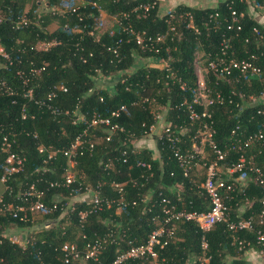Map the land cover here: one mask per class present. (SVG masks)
<instances>
[{
	"label": "trees",
	"instance_id": "trees-1",
	"mask_svg": "<svg viewBox=\"0 0 264 264\" xmlns=\"http://www.w3.org/2000/svg\"><path fill=\"white\" fill-rule=\"evenodd\" d=\"M46 1L49 5L59 3V0ZM82 1L86 5L78 10V16L55 18L47 13L45 6V13L39 12L42 4L39 0H0V13L4 17L0 23V43L13 60L11 64L7 63L6 67H0V79L20 90L21 84L15 76V71L26 67L30 60L36 64L46 62V71L41 78L36 83L30 84L36 98H42L53 85L64 83L68 91L59 95L57 105L68 110H72L78 105L85 120L89 119L93 113L105 116L125 105L127 111L123 112L116 121L127 131L133 133L136 138L142 137L144 131L153 123V113H162L163 108L167 106V121L172 122L175 128H188V132L183 135V147H190V138L195 134L197 127L190 125L186 111L183 106L179 105L184 101L191 102L193 99L197 80L194 71L196 53L201 52L205 67L207 60L210 57L213 58L218 52L221 37L233 34L226 31L225 28L230 19L228 5H231L238 13L244 12L245 15L240 19L242 29L238 32V36L232 40L229 54L235 58L254 54L257 58L255 63L260 68L261 74L259 78L227 83L216 80L211 72L205 70L206 86L212 92L220 91L225 98L230 97L232 100L231 103L227 99L223 105H213L208 108L214 120L215 142L223 148L228 143L230 131L236 125L240 126L243 135L261 127L263 117L256 111L263 109L264 105L259 103L256 106H248L245 100L249 96L264 95V26L248 17L246 0H226V2L211 8H196L180 3L173 9L172 14L175 15V18H170L168 15L159 18L156 8L151 10L146 17L138 18L137 15L140 14L134 13L130 15V23L136 30L146 31L151 35L157 32L168 33L160 55L171 58L175 74L185 82L183 91L177 84L166 86L163 72L151 66L150 63L137 64V55L148 58L150 61H152L153 55L141 52L134 43H123L120 48L121 62L110 64L109 61L112 57L102 48L101 44L108 45L117 41L123 36L120 30H115L112 34L109 31L102 33L98 43L94 42L92 37L87 34L98 17L97 9L91 4H97L108 15H119L131 11L139 3L152 0ZM257 2L264 6V0H257ZM28 4L31 23L14 29L13 21L22 15ZM184 13L190 14L192 26L197 29L198 33H195L193 28L187 27L190 23L188 18L179 17ZM214 13H218L216 19L219 22L218 28L212 26L215 22L210 19ZM36 15H39V19ZM78 17H81L82 20L79 21ZM53 21H57L58 26L50 32L49 26ZM65 25L68 26V31L78 26L82 32H67ZM172 26L176 32L180 33L179 37L173 35L174 31L170 29ZM254 27L259 28L263 35L262 40L255 39L252 33ZM80 37L86 49L93 52V57L88 59L87 64H83L78 57L73 55L74 43ZM170 37H173L172 40ZM39 41H56L57 44L49 47L46 51L32 50ZM15 59H19V63ZM94 68H99L103 75L111 78L120 72L127 71V81L126 83H115L111 88L98 86ZM145 93L150 98L148 103L139 106L131 105L139 95ZM101 97L102 101H100ZM176 105L179 108H175ZM22 109L26 114L25 119L21 118ZM200 109L201 107H198V110ZM0 128L4 131L14 129L15 132H19L23 129L28 132V135L23 131L18 133L17 144L14 148L26 158L23 171L17 174L11 182L16 191L20 184L24 186L25 183L35 181L37 177L57 178L66 165V159L62 155H58L56 160L47 165L50 168L49 172L39 174L44 158L38 152L39 145L66 148L86 128V124L84 121H79L73 125L67 116L55 119L47 111H42L32 102L21 97L0 96ZM34 134L38 139H33L32 135ZM122 138L123 136H118L109 143L98 145L92 155L85 154L78 157L77 181L83 185L103 182L104 195L115 198L116 193L111 189L110 183L137 177L141 170L136 167V162L145 161L152 165L153 178L144 187L135 189L129 187V192L126 195L127 200L136 199L146 194L156 196L160 192L174 200L179 208L200 213L210 209L208 197L198 187L200 181H193V172L190 179L184 178L175 161L168 159V154L166 150H162L161 144L157 145L160 152L158 159L145 149L134 155L130 154L128 150V154L123 155L124 147L120 144ZM206 152V158L201 162L208 164L213 160V156L207 149ZM124 156H126L127 162L122 163ZM247 156H252L254 166L264 170V141L262 145L248 150ZM237 159L238 154L230 152L226 159L220 163V166L229 167ZM108 160L113 161V165L111 168L105 169L103 163ZM3 163L4 155L0 152V176L3 173ZM237 176L238 174L234 177ZM178 187L180 190H177ZM55 192L51 191L49 194ZM64 193L67 194L66 191ZM263 197V186L253 182H247L244 187L236 186L233 198L225 202L228 206L229 221L236 223L241 219L253 216V229H241L232 233L225 223L214 224L211 230L205 234L208 243V264H248L245 260V253L251 248L259 249L257 231L259 229L264 231V224L259 226L257 221V215L261 210L260 200ZM240 207L244 208L243 212L238 211ZM82 208L81 204L77 205L76 212ZM58 215L59 213H54L37 218L50 221L52 224L49 229L37 232L33 239L31 240V237L30 241L24 245L12 242L6 233L12 224L21 229H28L31 223H21L9 216L0 215L1 264H60L59 247L68 242L77 243L82 248L85 243L80 239L82 231L89 239H93L94 234L101 235L108 228H113L118 232L125 233L126 239L131 240L133 245H140L146 241L148 234L155 227L150 220V213L144 211L142 203L137 206L129 205L119 213H116L114 205L102 213L90 215L87 225L82 230L77 224L75 212L68 218L70 219L69 223H67V218L57 220ZM176 237L175 241L162 253L167 258L165 264H193L192 261L201 251L200 230L193 222L181 223ZM238 242L243 244L240 249ZM127 248L128 246L123 242L119 246L108 245L100 254L99 260L101 263L109 264L117 250L124 251ZM86 263L95 264L91 261H86ZM127 264L136 263L128 262Z\"/></svg>",
	"mask_w": 264,
	"mask_h": 264
},
{
	"label": "built area",
	"instance_id": "built-area-1",
	"mask_svg": "<svg viewBox=\"0 0 264 264\" xmlns=\"http://www.w3.org/2000/svg\"><path fill=\"white\" fill-rule=\"evenodd\" d=\"M217 5L226 0H216ZM243 1V0H240ZM232 3V2H231ZM247 15L255 20L259 25L264 26V6L260 5L257 0H246ZM86 3L82 0H59L58 4L49 5L44 1L45 10L52 17L66 18L67 16H78V10L84 7ZM98 11V17L95 19V24L87 34L92 37L94 42L100 41V35L106 31L112 34L115 30H120L122 37L111 44L103 43L102 48L111 55L110 64H118L121 62L120 48L123 43H134L135 46L143 53L153 55L151 66L161 70L165 76V85L177 84L180 90L185 89V82L175 74L171 65V58H166L160 55L161 48L165 44L168 33H154L153 35L133 28L130 23L131 14L146 17L151 10L158 11V17L163 18L168 15L170 18H175L172 14L173 9H168L165 12L161 11L159 0H152L145 3L135 5L131 11L123 12L119 15H108L106 12L97 6L91 4ZM216 7V6H215ZM230 11L229 21L226 23V31L233 33L226 37L223 35L219 43V50L213 58L207 60L206 66L203 68L195 59L194 71L196 75V89L191 102L184 101L181 105L186 111L187 119L190 125H196L195 134L190 138V147L184 148L183 135L188 132V128H175L172 122L167 121L166 114L168 107L163 108V113H153V123L148 126L144 134L140 138L126 130L124 126L119 124L116 119L123 112L127 111L125 105L113 110L108 115L93 113L89 119L80 113L79 106L72 110L62 109L57 105V100L60 94L67 93L68 88L64 83L53 85L42 98H36L33 93V87L30 84L36 83L42 74L46 71V62L36 64L29 61L26 67L19 68L15 71V76L21 84V88L16 89L5 80L0 79V96L6 97H21L33 103L42 111H47L55 119L67 116L71 120V124L75 125L79 121H84L86 128L78 134L66 148H56L51 145L38 147V152L44 156L43 167L39 174L49 172L50 168L47 165L54 160L58 155H62L66 159V165L63 167L60 175L55 179H45L37 177L35 181L25 183L24 186L19 185L15 191L11 182L17 174L23 171L26 162L25 156L15 151L17 144L18 133L27 131L21 129L15 132L14 129L4 131L0 128V152L4 155L3 173L0 176V215L9 216L12 219L18 220L21 223L33 224L35 219L41 218L47 214L59 213L58 219L69 218L71 214L76 213V221L79 228L82 230L87 225V220L90 215L102 213L111 209L114 205L116 213H119L123 208L131 205L137 206L139 203L144 205V211L150 213V220L154 224V229L148 234L146 241L140 245H133L131 240L126 239L125 233L118 232L113 228H108L101 235L94 234L93 239H89L84 231L80 234V239L84 241V246L80 248L77 243H63L59 247L61 253L60 264H72L77 261H91L95 264L101 263L99 260L100 254L108 245L119 246L121 242L125 243L128 248L124 251L117 250L114 258L109 264H127L135 262L136 264H165L167 258L163 255V251L169 247L177 238V230L179 224L185 222H193L201 232L200 238V254L192 261L193 264H208L207 250L208 243L205 234L211 230L214 224L225 223L229 231L232 233L241 229H253V216L247 219H241L236 223L229 221L228 206L225 204L227 200L233 198L236 186L244 187L247 182H253L256 185L264 187V170L254 166L252 156H247V151L255 146L262 145L264 141V108L258 109L256 113L263 117L261 127L249 134L243 135L239 125H236L229 134L228 143L221 148L215 142V128L212 114L208 108L213 105H223L227 100L232 102L231 98H225L220 91L212 92L206 86L205 70L211 72L216 80H222L227 83L240 82L259 78L261 74L260 68L256 65V56L249 54L242 58H235L229 54L231 42L234 37L238 36V32L242 27L240 19L244 17V12H237L231 5H228ZM39 19V15H36ZM179 17L188 18L190 23L187 27L193 28L195 33L197 29L192 26V19L189 13L179 15ZM218 13L210 16L212 25L218 28L217 22ZM81 21V17H78ZM107 19L112 20V28H104ZM4 20L0 13V23ZM31 23L29 9L24 12L17 20L13 21V28L18 29L22 26H27ZM67 32L81 33L78 26L72 30L65 25ZM171 31L174 36L179 37L180 33L175 31L172 26ZM98 31V33H97ZM252 33L256 40H262L263 35L259 28L254 27ZM173 37H170L172 40ZM247 41V39H246ZM82 38L74 43L73 55L83 63L87 64L88 59L93 57V52L87 50L82 44ZM57 44L56 41L47 42L39 41L33 47L35 51H46L49 47ZM0 67H6L7 63L13 62L9 53L0 43ZM17 62L19 59H15ZM19 63V62H18ZM98 78L104 79L105 83H111V88L115 83H126L127 71L120 72L115 77H109L102 74L99 68H94ZM158 82V81H157ZM30 85V86H29ZM168 90V88H166ZM102 97L100 101H102ZM150 98L148 94H142L137 97V100L132 102V106H139L148 103ZM153 102L155 100L153 99ZM245 103L248 106H256L261 103L264 105V95L259 97L249 96ZM178 105L175 108H179ZM198 107H201L198 110ZM21 118L25 119L26 114L24 109L21 110ZM145 126V124H143ZM123 136L121 146L124 147L123 155H134L140 150L150 151L157 159L160 157L158 143L161 144L162 150H166L168 159H172L180 168L184 178L190 179L195 165L199 161L206 158V149L213 156V160L208 164L203 162L205 167L204 180L198 186L209 199L210 209L207 212L188 211L179 208L177 203L171 198L158 193L156 196L146 194L136 199L127 200L129 187L132 189L144 187L152 178V165L145 161H137L136 167L141 172L137 177H129L122 182L113 181L110 183L111 189L116 193V197H108L103 193V182H97L94 185H83L77 181L76 166L77 158L85 154L92 155L96 147L103 143H109L113 138ZM33 139H38L37 135H32ZM230 152L238 154L236 162L229 167H221L223 162ZM127 162L126 156L123 157L122 163ZM104 168H111L113 161L108 160L103 163ZM237 177H234L237 175ZM172 175V173H171ZM51 191L55 193L49 194ZM67 192V194L64 193ZM82 205V209L76 212V206ZM261 210L257 215L259 226L264 224V197L260 200ZM52 222L44 220L42 229H49ZM30 238L25 239V243L30 241ZM33 237L31 238V240ZM12 242L18 243L16 239H11ZM257 244L259 249L251 248L250 253L259 257L264 256V231H257ZM239 249L243 247L241 242H238ZM2 261H0L1 264Z\"/></svg>",
	"mask_w": 264,
	"mask_h": 264
},
{
	"label": "rangeland",
	"instance_id": "rangeland-1",
	"mask_svg": "<svg viewBox=\"0 0 264 264\" xmlns=\"http://www.w3.org/2000/svg\"><path fill=\"white\" fill-rule=\"evenodd\" d=\"M39 1H41V3H42L40 5L39 12L45 13L44 1H46V0H39ZM185 1H188V0H159V5L161 8V11L165 12L168 9H174L178 4L184 3ZM190 3L192 5V7H196V8H207V7L211 8V7L217 6L216 0H190ZM28 8H29V4L26 6L25 9H28ZM112 24H113L112 20L107 19L103 29L112 28ZM57 26H58V22L53 21L52 24H50V26H49V31L50 32L53 31L54 29L57 28ZM149 61H150V59H148V58L142 57L140 55L136 56L137 64L150 63ZM196 61L199 65H201V67H204V59L202 58L201 52L196 53ZM97 84H98V86H109V85H111V83H105L104 79H102V78L97 79ZM163 112H164V110L162 111V113ZM201 161H199L194 167V171L196 172V174H197L196 177L198 179L205 175V167ZM239 209H238V211H241V209L243 210V207H240ZM66 220L68 221L67 223H69L70 219L67 218ZM43 221L44 220H39V219L35 220L34 223L31 224L29 229H26L27 230L26 234L23 233V230H25V229L22 230L21 228H18L17 226L12 224L11 226L8 227L6 235L8 237H10L11 239H14L13 236H15V239L17 242H19V245H24V243H25L24 241L26 238L34 237L35 234L40 231L39 229L42 227V225H40V224H42ZM261 260H262V258H261ZM262 261L264 262V259ZM73 264H87V263L85 261H77V262H74Z\"/></svg>",
	"mask_w": 264,
	"mask_h": 264
},
{
	"label": "crops",
	"instance_id": "crops-1",
	"mask_svg": "<svg viewBox=\"0 0 264 264\" xmlns=\"http://www.w3.org/2000/svg\"><path fill=\"white\" fill-rule=\"evenodd\" d=\"M183 4H185V5H187V6H191L192 7V5H191V3H190V0H188V1H185ZM193 181L194 182H198V181H200L198 184V186H200L201 185V183L203 182V180H204V178H203V176L202 177H200L199 179L196 177L197 176V174H196V172L193 170ZM203 178V179H202ZM0 190H1V188H0ZM177 190H180V187H178L177 188ZM240 210V209H239ZM243 210H244V208H243ZM243 210L241 209V211H239V212H243ZM29 229V228H28ZM23 230V229H22ZM23 233H27V230L25 229V230H23ZM14 238H15V236H13ZM10 238V237H9ZM11 239V238H10ZM254 257V258H253ZM261 258H262V260L264 259V256L263 257H259V256H257V255H254V254H252V253H250L249 251H247L246 253H245V260H246V262L248 263V264H263L264 262L261 260Z\"/></svg>",
	"mask_w": 264,
	"mask_h": 264
}]
</instances>
